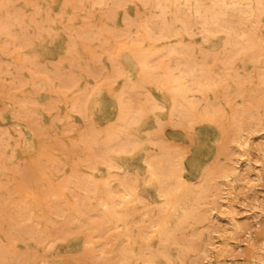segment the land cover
Wrapping results in <instances>:
<instances>
[{"label": "rangeland", "instance_id": "obj_1", "mask_svg": "<svg viewBox=\"0 0 264 264\" xmlns=\"http://www.w3.org/2000/svg\"><path fill=\"white\" fill-rule=\"evenodd\" d=\"M229 1L0 0V264H264V1Z\"/></svg>", "mask_w": 264, "mask_h": 264}, {"label": "bare ground", "instance_id": "obj_2", "mask_svg": "<svg viewBox=\"0 0 264 264\" xmlns=\"http://www.w3.org/2000/svg\"><path fill=\"white\" fill-rule=\"evenodd\" d=\"M222 1H223V0H222ZM230 1H231V0H230ZM230 1H229V2H230ZM257 1H258V0H256V2H257ZM262 1H264V0H262ZM217 2H218V0H217ZM256 2H255V3H256ZM258 2H260V1H258ZM258 2H257V3H258ZM105 3H106V2H105ZM230 3H231V2H230ZM232 3H233V2H232ZM263 3H264V2H263ZM218 4H219V3H218ZM220 4L223 5L224 3H221V2H220ZM243 4H244V3H243ZM245 4H246V3H245ZM182 5H183V4H182ZM230 5H231V4H230ZM247 5L249 6V4H247ZM250 5H251V3H250ZM255 5H256V4H255ZM257 5H258V7L260 6V4H257ZM257 5H256V6H257ZM213 6H214V5H213ZM231 6H233V5H231ZM231 6H230L229 8H231ZM234 6H235V5H234ZM256 6H255V7H256ZM223 7H224V6H223ZM236 7H237L238 9H240V5H239V6H236ZM227 8H228V7H227ZM229 8H228V9H229ZM232 8H233V9H232ZM232 8H231V9L234 10V12H235V9H236V8H234V7H232ZM243 8H247V7H245V6H244V7H241V9H243ZM259 8H260V7H259ZM189 9H190V8H189ZM231 9H230V10H231ZM263 9H264V8H263ZM230 10H229V11H230ZM232 10H231V11H232ZM236 10H237V9H236ZM255 10H256V8H255ZM194 11H195V10H194ZM223 11L226 12V10H223ZM237 11H238V10H237ZM241 11H243V10H241ZM241 11H240V12H241ZM247 11H248V9H247ZM249 11H250V10H249ZM257 11H258V10H257ZM203 12H204V11H203ZM212 12H213V11H212ZM214 12H215V11H214ZM252 12H253V11H252ZM252 12L250 11V13H251V14H249L250 16L252 15ZM263 12H264V11H263ZM228 13H229V12H228ZM228 13H227V14H228ZM230 13H231V12H230ZM232 13H233V11H232ZM246 13H247V12H246ZM259 13H260V12H259ZM197 14H198V13H197ZM215 14H217V13H215ZM234 14H235V13H234ZM238 14H239V12H238ZM159 15H160V14H159ZM239 15H241V14H239ZM250 16H249V17H250ZM174 17H175V16H174ZM202 17H204V16H202ZM214 17H215V16H214ZM251 17H252V16H251ZM259 17H260V16H259ZM259 17H258V18H259ZM161 18H162V16H161ZM161 18H160V19H161ZM215 18H216V17H215ZM178 19H179V18H178ZM178 19H177V20H178ZM161 20H162V19H161ZM175 20H176V18H175ZM200 20L202 21L201 18H200ZM255 20H256V19H255ZM169 21H170V20H169ZM180 21H181V20H180ZM209 21H210V20H209ZM211 21H212V20H211ZM256 21H257V20H256ZM257 22H258V21H257ZM161 23H162V22H161ZM223 23H224V22H223ZM254 23H256V22H254ZM169 24H170V23H169ZM259 24H260V23H259ZM162 25H163V24H162ZM182 25H184V24H182ZM201 25H202V24H201ZM204 25H205V24H204ZM178 26H179V25H178ZM217 27H218V26H217ZM7 28H8V27H7ZM154 28H155V27H154ZM181 28H182V27H181ZM201 28H202V26H201ZM227 28H228V27H227ZM184 29H186V28H184ZM217 29H218V28H217ZM254 29H255V28H253V30H254ZM179 30H180V29H179ZM201 30H202V29H201ZM220 30H221V29H220ZM227 30H228V29H225V31H227ZM146 31H147V30H146ZM148 31H149V30H148ZM163 31H164V33H165V30H163ZM163 31H162V33H163ZM166 31H167V30H166ZM186 31H187V30H186ZM204 31H205V30H204ZM214 31H215V30H214ZM214 31H213V32H214ZM254 31H255V30H254ZM7 32H8V31H7ZM149 32H150V31H149ZM149 32H148V33H149ZM172 32H173V31H172ZM206 33H209V32L207 31ZM226 33H227V35H231L230 32H229V34H228V32H226ZM150 34H151V33H150ZM165 34H166V33H165ZM210 34L212 35V33H210ZM1 35H2V34H1ZM155 35H156V34H155ZM227 35H225V37H226ZM5 36H6V35H5ZM153 36H154V35H152V37H153ZM159 36H160V35H159ZM159 36H158V37H159ZM161 36H162V34H161ZM166 36L168 37L169 35L166 34ZM10 37H11V36H10ZM158 37H157V38H158ZM232 37H233V36H232ZM241 37H243V36H241ZM241 37H240V38H241ZM161 38L164 39V37H161ZM161 38L159 37L160 40H161ZM226 38H227V37H226ZM235 38L237 39V37H235ZM235 38H234V39H235ZM240 38H239V39H240ZM13 39H14V38H13ZM153 39H154V38H153ZM208 39H209V38H208ZM228 39H229V36H228ZM234 39H232V40H234ZM247 39H248V38H247ZM100 40H101V39H100ZM164 40H165V39H164ZM164 40H163V41H164ZM230 40H231V38H230ZM240 40H241V39H240ZM245 40H246V39H245ZM153 41H154V40H153ZM137 42H139V41H137ZM225 42H227V41H225ZM229 42H230V41H229ZM247 42H249V41H247ZM247 42H245V43L247 44ZM262 43H263V42H262ZM248 44H249V43H248ZM260 44H261V43H260ZM263 44H264V43H263ZM164 47H165V46H164ZM249 48H250V47H249ZM241 50H244V49H241ZM171 52H172V51H171ZM171 52L168 53V54H171ZM173 52H174V51H173ZM141 53H143V52H141ZM141 53H138V54H141ZM163 53H164V52H163ZM165 53H167V52H165ZM165 53H164V54H165ZM143 54H144V53H143ZM176 54H177V53H176ZM72 55H73V54H72ZM161 55H162V54H161ZM174 55H175V54H174ZM174 55H173V56H174ZM23 56H24V55H23ZM141 56H142V55H141ZM163 58H164V57H163ZM157 59H158V58H157ZM161 59H162V57H161ZM151 60H152V59H151ZM171 60H172V59H171ZM152 61H153V60H152ZM160 61H161V60H160ZM153 62H155V61H153ZM156 62H157V61H156ZM208 62H209V61H208ZM167 63H168V62H167ZM152 64H154V63H152ZM171 64H172V63H171ZM220 64H221V63H220ZM173 66H174V65H173ZM154 68H156V67H154ZM22 69H23V68H22ZM170 69H171V68H170ZM182 69H183V68H182ZM184 69H186V68H184ZM184 69L182 70V73L186 71V70L184 71ZM155 70H156V69H155ZM175 70H177V69H175ZM263 71H264V70H263ZM186 72H187V71H186ZM192 72H193V70H192ZM192 72L190 71V73H192ZM194 72H195V71H194ZM194 72H193V73H194ZM188 73H189V72H188ZM184 74H185V73H184ZM187 75H188V74H187ZM190 75H192V74H190ZM120 76H122V75H120ZM120 76H119V77H120ZM192 76H193V75H192ZM192 76H190V77H192ZM194 76H195V75H194ZM175 77H176V76H175ZM175 77H174V78H175ZM183 77H184V76H183ZM185 78H186V77H185ZM192 78H193V77H192ZM192 78H191V80H192ZM159 79H160V78H159ZM180 79H181V78H180ZM183 79H184V78H183ZM193 79H194V78H193ZM127 81L129 82V80H127ZM127 81H126V82H127ZM188 81L190 82V79H188ZM221 81H222V80H221ZM17 82H18V81H17ZM60 83H61V82H60ZM166 83H167V82H166ZM173 83H175V82H173ZM139 84H140V83H139ZM186 85H188V84H186ZM189 85H190V84H189ZM191 85H192V84H191ZM193 87H194V86H193ZM155 88H156V87H155ZM174 88H175V87H174ZM178 88H180V89L182 90V92L184 91V93H186L187 91H189L188 88H190V86H188V87H184V85L180 82V80H178ZM191 89H192V87H191ZM193 89H194V88H193ZM206 90H207V89H206ZM206 90H205V91H206ZM191 91H192V90H191ZM194 91H195V90H194ZM91 92H93V91H91ZM174 92H175V91H174ZM189 93H190V92H189ZM193 93H194V92H193ZM190 94H192V93H190ZM195 94H196V91H195ZM172 96H174V95H172ZM226 96H227V95H226ZM191 99H192V98H191ZM187 100H188V99H187ZM187 100H186V101H187ZM189 101H190V100H188V102H189ZM191 101H192V100H191ZM118 102H119V101H118ZM122 102H123V101H122ZM230 102H231V101H230ZM150 103H151V102H150ZM189 103H190V102H189ZM195 103H196V102H195ZM226 103H227V102H226ZM176 105H177V104H176ZM187 105H188V104H187ZM187 105H186V106H187ZM150 106H153V105H150ZM150 106H149V107H150ZM155 106L157 107L158 105H155ZM155 106H154V107H155ZM177 106H178V105H177ZM177 106H176V107H177ZM186 106H185V107H186ZM158 107H159V106H158ZM158 107H157V108H158ZM178 107H179V109H180V106H178ZM178 107H177V108H178ZM192 107L195 108V106H193L192 103L189 104V105L187 106L186 112H187V111H191V109H193ZM206 107H207V106H206ZM209 107H210V106H209ZM151 109H153V108L151 107ZM215 109H216V108H215ZM145 110H146V109H145ZM176 110H177V109L175 108V111H176ZM125 111H126V110H125ZM125 111H124V113H125ZM146 111H147V110H146ZM149 111H150V108H149ZM151 111H153V110H151ZM151 111H150V113H151ZM170 111H171V110H170ZM175 111H173V113H176ZM178 111H179V110H178ZM203 111H204V110H203ZM207 111H208V110H206V112H205V111H204V112L207 113ZM126 112H127V111H126ZM180 112H181V113L183 112V114H184L185 111L181 108ZM186 112H185V114H186ZM208 112H209V111H208ZM178 113H179V112H178ZM209 113H212V111H210ZM214 113H215V112H214ZM214 113H213V114H214ZM129 114H130V113H129ZM142 114H143V112L141 111V115H142ZM191 114H192V113H191ZM130 115H132L131 118H130V120H131L132 117H133V115H134L133 112H132V114H130ZM130 115H129V116H130ZM135 115H136V113H135ZM138 115H139V113H138ZM171 115H172V114H171ZM187 115H188V114H187ZM189 115H190V114H189ZM189 115H188V116H189ZM192 115H193V114H192ZM210 115H211V114H210ZM214 115L216 116V114H214ZM168 116H170V113H169V115H167V118H168ZM178 116H179V115H177V117H178ZM180 116H181V115H180ZM180 116H179V117H180ZM203 116H204V115H203ZM219 116H220V115H219ZM136 117H138V116L136 115L135 118H136ZM139 117H140V115H139ZM139 117H138L137 119L144 118V117H140V118H139ZM175 117H176V116H175ZM192 117L194 118V116H192ZM205 117H206V116H205ZM133 118H134V117H133ZM173 118H174V117H173ZM189 118H190V116H189ZM210 118H211V116H210ZM212 118H213V117H212ZM212 118H211V119H212ZM127 119H128V118H127ZM176 119H177V118H176ZM183 119H184V118H183ZM185 119H186V115H185ZM198 119H199V118H198ZM211 119H210V121H211ZM222 119H223V118H222ZM222 119H221V120H222ZM243 119H244V118H243ZM133 120H135V119H132V120H131V121H132V122H131L132 124H133ZM154 120H155V119H154ZM180 120H181V119H180ZM180 120H179V121H180ZM187 120H188V119H187ZM189 120H190V119H189ZM193 120H194V119H193ZM199 120H201V119H199ZM212 120H213V119H212ZM221 120L219 119L220 122L218 121L220 124H221ZM115 121H116V120H115ZM120 121H121V120H120ZM126 121H127V120H126ZM136 121H137V120H136ZM136 121H135V122H136ZM174 121H176V120H174ZM179 121H178V123H180ZM190 121H192V119H191ZM196 121H197V120H196ZM225 121H226V119H225ZM135 122H134V124H135ZM137 122H138V121H137ZM154 122H155V121H154ZM157 122H159V121L157 120ZM182 122H183V121H182ZM192 122H193V121H192ZM192 122H191V123H192ZM194 122H195V121H194ZM200 122H201V121H200ZM235 122H236V121H235ZM121 123H122V121H121ZM128 123H129V122H128ZM128 123H126V124L123 123V124L126 126ZM139 123H140V122H139ZM173 123H174V122H173ZM207 123H208V122H207ZM233 123H234V120H233ZM119 124H120V123H119ZM132 124H130V125H132ZM160 124H161V122H160ZM214 124H215V123H214ZM220 124H219V125H220ZM225 124H226V122H225ZM227 124H228V122H227ZM115 125H117V124L115 123ZM157 125H158V124H157ZM122 126H123V125H120V127H122ZM134 126H136V125H134ZM134 126H133V127H134ZM221 126H222V124H221ZM221 126H219V127H221ZM229 126H230V125H229ZM229 126H228V127H229ZM231 126H232V125H231ZM115 127H116V126H115ZM130 127H131V126H130ZM219 127H218V128H219ZM117 128H118V127H117ZM124 128H125V127H124ZM126 128H127V126H126ZM131 128H132V127H131ZM127 129H128V128H127ZM129 129H130V128H129ZM118 130H119V129H118ZM120 130H122V129H120ZM120 130H119V131H120ZM163 130H164V129H163ZM40 131H41V130H40ZM123 131H124V130H123ZM120 132H121V131H120ZM127 132H129V130H128ZM157 132H158V131H157ZM116 133H118V132H116ZM124 133H125V132H124ZM124 133H123V134H124ZM148 133H149V132H148ZM121 134H122V133H120V135H121ZM145 134H146V132H145ZM150 134H151V133H150ZM155 134H156V133H155ZM118 135H119V134H118ZM148 135H149V134H148ZM226 135H227V134H226ZM121 137L124 138L123 135H122ZM130 137H131V136H130ZM130 137H129V138H130ZM145 137H146V136H145ZM147 137H148V136H147ZM241 137H242V136H241ZM35 138H37V137H35ZM104 138H105V137H104ZM149 138H150V137H149ZM149 138H147V139H149ZM126 139H128V138H126ZM132 139H133V138H132ZM132 139H131V140L129 139V141H132ZM150 139H152V138H150ZM190 139H191V138H190ZM239 139H241V138L239 137ZM106 140L108 141L107 138H106ZM117 140H118V139H117ZM122 140H123V139H122ZM91 141H92V140H91ZM124 141H125V140H124ZM126 141H127V140H126ZM129 141H127V142H129ZM147 141H149V140H147ZM152 141H153V140H152ZM152 141H151V142H152ZM238 141H239V140H238ZM116 142H117V141H116ZM118 142L120 143V142H122V141L119 140ZM138 142H141V141H138ZM145 142H146V141H145ZM153 142H154V141H153ZM241 142H244V143H245L246 141H241ZM122 143H124V142H122ZM129 143H130V142H129ZM113 144H114V143H113ZM136 144H137V142H136ZM138 144H139V143H138ZM144 144H145V143H144ZM147 144H149V143H147ZM147 144H146V146H150V145H151V143H150V145H147ZM245 144H247V143H245ZM116 145H117V144H116ZM120 145H121V144H120ZM122 145H123V144H122ZM129 145H130V144H129ZM132 145H133V144H131V146H130L131 148H133ZM241 145H243V144H241ZM109 146H110L109 148L112 147L111 144H110ZM117 146H118V145H117ZM124 146H126V144H125ZM133 146H134V145H133ZM153 146H154V145H153ZM153 146H152V148H153ZM177 146H178V145H177ZM246 146H247V145H246ZM113 147H114L113 149L116 148L114 145H113ZM134 147H135V146H134ZM141 147H142V146H141ZM118 148L121 149V150L124 149V148H122V146H121V147L119 146ZM136 148H138V147H136ZM136 148H135V149H136ZM241 148H246V147H245V146H244V147L241 146ZM106 149H108V148H106ZM106 149H105V150H106ZM113 149H112V151H113ZM119 149H118V150H119ZM125 149H126V148H125ZM133 149H134V148H133ZM160 149H161V147H160ZM160 149H158V150H159V151L164 150V149H161V150H160ZM118 150H117V151H118ZM106 151H108V150H106ZM127 151L130 152L129 149H128ZM139 151H141V150H139ZM108 152H111V151H108ZM114 152H115V151H114ZM144 152H146V151H144ZM149 152H150V151H149ZM149 152H147V153H149ZM104 153H106V152H104ZM115 153H117V152H115ZM121 153H122V154H121ZM123 153H124L123 151L120 152L121 155H123ZM147 153H146V154H147ZM161 153H162V151H161ZM161 153H160L159 155L164 156L163 153H162V154H161ZM169 153H170V152H169ZM101 154H102V153H101ZM110 154H111V153H110ZM110 154H109V155H110ZM150 154H151V153H150ZM103 155H105V154H103ZM107 155H108V154H107ZM107 155H106L105 158L108 157ZM117 155H119V154H117ZM117 155H116V156H117ZM127 155H128V154H127ZM148 155H149V154H148ZM148 155H145L144 157H146V156H148ZM152 155H153V154H152ZM168 155H169V154H168ZM150 156H151V155H150ZM154 156H155L154 158L156 159L157 155H154ZM174 156H175V155H174ZM176 156H177V154H176ZM177 157H178V156H177ZM102 158H104V157H102ZM91 159H92V158H91ZM91 159H90V160H91ZM95 159H96V158H95ZM146 159H147V157H146ZM146 159L144 158V160H146ZM150 159H151V157H150ZM90 160H89V162H91ZM102 160L104 161V159H102ZM107 160H108V159H107ZM144 160H143V162L145 163ZM153 160H154V159H153ZM158 160H159V158H158ZM163 160H164V158H163ZM93 161H94V158H93ZM95 161H96V160H95ZM99 161H100V158H99ZM99 161H98V162H99ZM148 161H149V160H148ZM151 161H152V160H151ZM151 161L148 162V167L145 166L147 169L150 170V174H151V176H148V178H149V177H151V178H152V177H154V178L156 177V178H158V180H160L161 184L164 183V182H165V179H166V176H168V175H166V171H165L166 169H165V167H164V168L162 167L164 164H163L162 166H160V167L157 165L159 168H156L155 165H154V163H152ZM156 161H157V160H156ZM164 161H166V159H165ZM167 161H168V160H167ZM172 161L174 162V160H172ZM172 161H171V162H172ZM86 162L88 163V161H86ZM108 162H109V161H107V163H108ZM146 162H147V160H146ZM179 162H180V161H179ZM92 163H93V162H92ZM96 163H97V162H96ZM101 163H102V162H101ZM109 163H110V162H109ZM156 163H157V162H156ZM156 163H155V164H156ZM160 163H162V162H160ZM160 163H158V164H160ZM163 163L166 164V163H168V162H163ZM88 164H89V163H88ZM110 164H111V163H110ZM110 164H109V165H110ZM172 164H173V163H172ZM235 164H236V163H235ZM94 165H95V164H94ZM160 165H161V164H160ZM89 166H90V167H89V169H90V168H91V165L89 164ZM92 166H93V165H92ZM101 166H103V164H101ZM106 166H107V164H106ZM165 166H167V164H166ZM176 166H178V165H176ZM86 167H87V166H86ZM93 167H94V166H93ZM93 167H92V168H93ZM114 167H115V166H114ZM180 167H181V166H180ZM180 167H179V168H180ZM107 168H108V167H107ZM111 168H113V167H111ZM118 168H119V167H118ZM172 168H173V166H172ZM181 168H182V167H181ZM87 169H88V168H87ZM103 169H104V168H103ZM116 169H117V168H116ZM116 169H113V170L116 171ZM120 169H121V168H120ZM120 169L117 170V172L120 173V171H121ZM177 169H178V168H177ZM90 170L94 171V170H95V167H94V170H93V169H90ZM108 170L110 171V168H109ZM180 170H181V169H180ZM235 170H237V169H235ZM147 171H148V170H147ZM147 171H146V172H147ZM171 171H172V170H171ZM174 171H175V170H174ZM174 171H173V172H174ZM178 171H179V170H178ZM183 171H184V170H183ZM94 172H95V171H94ZM107 172H108V171H107ZM173 172H172V174H173ZM181 172H182V171H181ZM147 173H148V172H147ZM226 173H227V172H226ZM237 173H238V172H237ZM150 174H149V175H150ZM172 174H171V175H172ZM178 174H179V172H178ZM235 174H236V172H235ZM80 175H81V174H80ZM225 175H226V174H225ZM225 175H224V177H225ZM178 176H179V178H180V175H178ZM229 176H230V175H229ZM129 177H130V176H129ZM169 177H170V175H169ZM230 177H231V176H230ZM141 178H142V177H141ZM151 178H150V179H151ZM172 178H173V177H172ZM172 178H171V179H172ZM176 178H178V177H176ZM179 178H178V179H179ZM116 179H117V178H116ZM146 179H147V178H146ZM174 179H175V178H174ZM178 179H177V180H178ZM180 179H181V178H180ZM226 179H227V178H226ZM90 180H91V179H90ZM90 180H89V181H90ZM110 180H112V178H110ZM117 180H118V179H117ZM122 180H123V179H122ZM133 180H134V179H132V181H133ZM166 180H167V179H166ZM177 180H176V181H177ZM230 180H231V179H230ZM134 181H135V180H134ZM147 181H148V180H147ZM151 181H152V180H151ZM83 182H84V181H83ZM129 182H130V181H129ZM141 182H142V180H141ZM20 183H21V182H20ZM89 183H90V182H89ZM91 183H93V182H91ZM115 183H116V182H115ZM123 183L125 184V182L122 181L121 184H123ZM132 183H134V182H132ZM150 183H151V182H150ZM150 183L147 182V185L150 186ZM152 183H153V182H152ZM152 183H151V184H152ZM157 183H158V182H157ZM165 183H166V182H165ZM169 183H171V181H170ZM103 184H104V183H103ZM112 184H113V183H112ZM112 184H111V183H110V184H104V185H105L104 187L106 188V185H107V188L109 189V188H111V187H110V186L108 187V185H112ZM117 184H118V183H117ZM142 184H143V183H142ZM145 184H146V182H145ZM159 184H160V183H159ZM172 184H174V182H173ZM183 184H185V183H183ZM199 184H200V183H199ZM201 184H202V183H201ZM91 185H92V184H91ZM119 185H120V184H119ZM119 185H118V186H119ZM143 185H144V184H143ZM168 185H171V184H168ZM176 185H177V184H176ZM180 185H181V184H180ZM180 185H179V186H180ZM194 185H195V184H194ZM89 186H90V185H89ZM102 186H103V185H102ZM118 186H117V188H119ZM124 186H125V185H124ZM124 186H123V187H124ZM144 186H145V185H144ZM195 186H196V185H195ZM201 186H202V185H201ZM120 187H122V186H120ZM159 187H160V185H159ZM171 187H172V186H171ZM180 187H182V186H180ZM205 187H206V186H205ZM107 188H106V189H107ZM127 188H128V187H127ZM127 188H124V189H127ZM175 188H176V187H175ZM187 188H188V187H187ZM201 188H202V187H201ZM90 189H91V188H90ZM94 189H95V188H94ZM106 189H105V192H108L109 190L106 191ZM157 189L159 190V188H157ZM199 189H200V188H199ZM92 190H93V189H92ZM92 190H90V191H92ZM122 190H123V189H122ZM128 190H129V189H128ZM130 190H132V189H130ZM179 190H180V189H179ZM181 190H182V189H181ZM231 190H232V189H231ZM135 191H136V190H135ZM170 191H171V190H168V189H165V188H161V189H160L161 196H162V197H165V198L170 197ZM186 191H187V193H188V189H187ZM111 192H112V191H111ZM114 192H115V191H114ZM127 192H128V191H127ZM174 192H175V191H174ZM202 192H204L203 189H202ZM202 192H200V193H202ZM205 192H207V191H205ZM112 193H113V192H112ZM118 193H119V192H118ZM130 193H131V192H130ZM130 193H128V194H130ZM171 193H172V191H171ZM180 193H181V192H180ZM29 194H30V193H29ZM95 194H96V193H95ZM95 194H94V195H95ZM107 194H108V193H107ZM113 194H114V193H113ZM116 194H117V193H116ZM120 194H121V193H120ZM128 194H126V195L128 196ZM156 194H157V193H156ZM156 194H155V195H156ZM185 194H186V192H185ZM193 194H194V193H193ZM198 194H199V193H198ZM205 194H208V193H205ZM90 195H91V194H90ZM171 195H172V194H171ZM186 195H187V194H186ZM189 195H190V193H189ZM189 195H188V196H189ZM191 195H192V194H191ZM196 195H197V193H196ZM92 196H93V195H92ZM108 196H109V195H107V198H109ZM110 196H112V195H110ZM116 196H117V195H116ZM123 196H124V195H123ZM123 196H122V197H123ZM176 196H177V195H176ZM183 196H184V195H183ZM192 196H193V195H192ZM88 197H89V196H88ZM117 197L119 198L120 195L117 196ZM124 197H125V196H124ZM129 197H130V196H129ZM156 197H158V196H156ZM190 197H191V196H190ZM85 198H87V197H85ZM115 198H116V197H115ZM125 198H127V197H125ZM170 198H173V199H174L173 196L170 197ZM170 198H168V199H170ZM182 198H186V197H182ZM199 198H201V197H198V200H199ZM205 198H206V197H205ZM33 199H34V198H33ZM51 199H52V198H51ZM91 199H92V198H91ZM91 199H90V201H91ZM191 199H192V198H191ZM196 199H197V198H196ZM207 199H208V198H207ZM34 200H35V199H34ZM110 200H111V199H110ZM113 200H114V199H113ZM124 200H129V199H121L119 203H123ZM136 200H137V199H136ZM164 200H165V199H164ZM166 200H167V199H166ZM171 200H172V199H171ZM180 200H182V199L180 198ZM184 200H185V199H183V202H184ZM186 200H187V199H186ZM201 200H202V198H201ZM203 200H206V199H203ZM35 201H36V200H35ZM78 201H79V200H78ZM84 201H85V199H84ZM87 201H88V199H87L85 202H87ZM106 201H107V200H106ZM115 201H118V200H115ZM131 201H132V199H131L129 202H131ZM191 201H192V200H191ZM193 201H194V200H193ZM85 202H83V203H85ZM88 202H89V201H88ZM109 202H110V201H109ZM129 202H128V204H129ZM139 202H143V200H142V201L139 200ZM144 202H145V201H144ZM162 202H163V200H162ZM173 202H174V201H173ZM177 202H178V201H177ZM181 202H182V201H181ZM196 202H197V201H196ZM201 202H202V201H201ZM34 203H35V202H34ZM83 203L81 202L82 205H83ZM98 203H99V201H98ZM98 203H97L96 205H98ZM100 203H101V200H100ZM105 203H106V202H105ZM115 203H116V202H115ZM115 203L113 202V204H115ZM136 203H137V202H136ZM168 203H169V201H168ZM171 203H172V202H171ZM175 203H176V202H174V204H175ZM36 204H37V203H36ZM36 204H35V205H36ZM85 204H86V203H85ZM87 204H89V203H87ZM102 204H103V203H101V204H99V205L101 206ZM117 204H118V203H117ZM123 204H124V203H123ZM126 204H127V203H126ZM126 204H124L123 206H125ZM172 204H173V203H172ZM194 204H195V203H194ZM202 204H204V203H202ZM25 205H26V204H25ZM99 205H98V206H99ZM109 205H111V203H110ZM132 205H133V203H132ZM137 205H138V204H137ZM163 205H164V204H163ZM176 205H177V204H176ZM22 206H23V205H21V207H22ZM30 206H31V205H30ZM100 206H99V207H100ZM102 206H103V205H102ZM114 206H116V205H114ZM123 206H121V207H123ZM128 206H129V205H128ZM174 206H175V205H174ZM187 206H188V205H187ZM200 206H201V204H200ZM228 206H229V205H228ZM88 207H89V206H88ZM105 207H106V206H105ZM112 207H113V205L110 206L109 208H112ZM172 207H173V206H172ZM190 207H191V206H190ZM223 207H224V206H223ZM231 207H232V206H231ZM36 208H37V205H36ZM75 208H76V206H75ZM83 208H85V207H83ZM117 208H118V207H117ZM117 208L115 207L114 209H117ZM125 208H126V206H125ZM164 208H165V206H164ZM167 208H168V207H167ZM175 208H176V207H175ZM175 208H174V210H175ZM178 208H180V207H178ZM187 208H188V207H187ZM194 208H195V207H194ZM228 208H230V207H228ZM18 209H19V208H18ZM85 209H86V208H85ZM87 209H88V208H87ZM114 209H113V210H114ZM180 209H181V208H180ZM183 209H184V208H183ZM189 209H190V208H189ZM198 209H199V208H198ZM98 210H99V209H98ZM102 210H103V209H102ZM111 210H112V209H111ZM118 210H119V209H118ZM123 210H124V208H123ZM176 210H178V212H179V209H176ZM196 210H197V209H196ZM196 210H195V211H196ZM85 211H86V210H85ZM88 211H90V209H88ZM105 211H106V210H105ZM109 211H110V210H109ZM114 211L116 212V210H114ZM114 211H113V212H114ZM135 211H136V210H135ZM163 211H164V210H163ZM74 212H75V211H74ZM78 212H80V211H78ZM78 212H77V213H78ZM86 212H87V211H86ZM102 212H103V211H102ZM107 212H108V211H107ZM130 212H131V211H130ZM130 212H129V213H130ZM136 212H137V211H136ZM136 212H135V213H136ZM154 212H155V211H154ZM169 212H170V211H169ZM190 212H191V211H190ZM229 212H230V211H229ZM90 213H91V212H90ZM92 213H93V212H92ZM94 213H95V212H94ZM94 213H93V214H94ZM111 213H112V212H111ZM111 213H110V214H111ZM116 213H117V212H116ZM118 213H119V212H118ZM131 213H133V215L135 216V213H134V212H131ZM131 213H130V214H131ZM139 213H140V212H139ZM159 213H160V212H159ZM179 213H180V212H179ZM181 213H182V211H181ZM186 213H188V212H186ZM194 213H195V212H194ZM196 213H197V212H196ZM73 214H74V213H73ZM107 214H109V213H107ZM107 214H106V215H107ZM136 214H137V213H136ZM147 214H150V213H147ZM170 214H171V212H170ZM191 214H192V213H191ZM191 214H190V216H191ZM87 215H88V213H87ZM89 215H90V214H89ZM97 215H98V214H97ZM97 215H95V216H97ZM104 215H105V214H104ZM137 215H138V214H137ZM159 215H161V214H159ZM159 215H158V216H159ZM162 215H163V212H162ZM171 215H173V214H171ZM181 215H182V214H181ZM186 215H187V214H186ZM194 215H195V214H193V216H194ZM75 216L78 217V216H80V215L78 214V216H77V214H75ZM99 216H100V215H99ZM112 216H113L112 219L114 218V216H115V218H116V215H113V214H112ZM119 216H120V215H119ZM122 216H125V215H122ZM148 216H149V215H148ZM148 216H147V217H148ZM175 216H176V215H175ZM196 216H197V215H196ZM81 217H82V216H81ZM109 217H111V216H109ZM117 217H118V216H117ZM144 217H146L145 214H144ZM144 217H143V218H144ZM159 217H160V216H159ZM166 217H167V216H166ZM176 217H177V216H176ZM183 217H184V216H183ZM185 217H187V216H185ZM191 217H192V216H191ZM79 218H80V217H79ZM88 218H89V217H88ZM91 218H92V216H91ZM97 218H98V217H97ZM97 218H95V219H97ZM100 218H101V217H100ZM107 218H108V217H107ZM143 218H140L139 220L142 221ZM154 218H156V217H154ZM188 218H189V217H187V219H188ZM193 218H194V217H193ZM199 218H200V217H199ZM73 219H74V218H73ZM82 219H84V217H82ZM82 219H81V220H82ZM89 219H90V218H89ZM89 219H88V222H90ZM144 219H145V218H144ZM152 219H153V218H152ZM162 219H163V218H162ZM162 219H161V220H162ZM182 219H183V218H182ZM189 219H192V218H189ZM194 219H195V218H194ZM71 220H72V219H71ZM85 220H86V219H85ZM97 220H98V219H97ZM97 220H96V223H97ZM107 220H108V219H107ZM113 220H115V219H113ZM121 220H123V219H120V222H121ZM178 220H179V219H178ZM197 220H198V219H197ZM197 220H196V221H197ZM86 221H87V220H86ZM94 221H95V220H94ZM102 221H103V220H102ZM155 221H156V220H155ZM184 221H185V220H184ZM187 221H188V220H187ZM199 221H200V220H199ZM199 221H198V222H199ZM233 221H234V220H233ZM91 222H92V221H91ZM125 222H126V220H125ZM125 222H123V223H125ZM146 222H147V221H146ZM160 222H161V221H160ZM162 222H163V221H162ZM162 222H161V223H162ZM166 222H168V221H166ZM192 222H193V221H192ZM81 223H82V222H81ZM96 223H94V224L97 226ZM107 223H108V222H107ZM141 223H142V222H141ZM156 223H157V224H160V223H158L157 221H156ZM183 223H184V222H183ZM193 223H194V222H193ZM232 223H234V222H232ZM79 224H80V223H79ZM86 224H87V223H86ZM94 224H93V225H94ZM101 224H102V223H101ZM101 224H100V225H101ZM118 224H119V221H118ZM154 224H155V223H154ZM162 224H163V223H162ZM168 224H169V223H168ZM171 224H172V222H171ZM82 225H83V224H81V228L83 227ZM84 225H85V224H84ZM89 225H90V224H89ZM107 225H108V224H107ZM113 225H114V224H113ZM121 225H122V224H121ZM138 225H140V223H139ZM149 225H151V224H149ZM165 225H166V224H165ZM174 225H176V224H174ZM90 226H91V225H90ZM102 226H103V225H102ZM122 226H125V225H122ZM133 226H134V225H133ZM133 226H132V227H133ZM168 226H169V225H168ZM84 227H85V226H84ZM84 227H83V228H84ZM87 227H88V226H87ZM93 227H94V226H93ZM97 227H98V226H97ZM119 227H121V226H119ZM128 227H130V226L128 225ZM134 227H135V226H134ZM134 227H133V228H134ZM151 227H152V226H151ZM155 227H156V226H155ZM165 227H166V226H165ZM81 228H80V229H81ZM98 228H99L98 230L101 231V229H100L101 227H98ZM124 228H127V227H123V229H124ZM157 228H158V226H157ZM167 228H169V227H166L165 230H166ZM236 228H237V227H236ZM86 229H87V228H86ZM95 229H96V228H95ZM95 229H94V230H95ZM103 229H105V228H103ZM113 229H114V228H113ZM123 229H122V230H123ZM140 229H141V228H140ZM158 229H159V228H158ZM237 229H238V228H237ZM77 230H78V229H77ZM88 230H89V229H88ZM98 230H95V231L98 232ZM110 230H111V229H110ZM117 230H118V228H117ZM120 230H121V229H120ZM161 230H164V229H161ZM169 230H170V229H169ZM178 230H179V229H178ZM233 230H234V229H233ZM80 231H81V230H80ZM103 231H104V230H103ZM111 231H113V230H111ZM131 231H132V230H131ZM134 231H135V230H134ZM145 231H147V229H145ZM145 231H144V233H145ZM155 231H156V230H155ZM167 231H168V230H167ZM175 231H176V229H175ZM104 232H105V231H104ZM120 232H121V231H120ZM128 232H129V231H128ZM137 232H138V231H137ZM150 232H151V231H150ZM152 232H153V231H152ZM156 232H157V231H156ZM156 232H155V233H156ZM160 232H162V231H160ZM78 233H79V232H78ZM86 233H87V232H86ZM93 233L95 234V232H93ZM99 233H100V232H99ZM99 233H97V234H99ZM122 233H123V231H122ZM122 233H121V234H122ZM135 233H136V232H135ZM148 233H149V232H148ZM163 233H164V232H163ZM167 233H168V232H167ZM170 233H171V236H172V232H170ZM102 234H103V233H102ZM102 234H99V235L103 236L104 234H103V235H102ZM105 234L107 235V233H105ZM111 234L113 235V233H111ZM123 234L126 235V233H123ZM130 234H131V233H130ZM136 234H138V233H136ZM136 234H135V235H136ZM145 234H146V233H145ZM173 234H175V233H174V229H173ZM124 235H123V237H124ZM128 235H129V234H128ZM128 235H127V236H128ZM135 235H134V236H135ZM146 235H147V234H146ZM154 235H155V234H154ZM161 235H162V234H161ZM161 235H160V236H161ZM92 236H93V235H92ZM121 236H122V235H121ZM127 236H125V237H127ZM132 236H133V235H132ZM137 236H140V235H137ZM137 236H136V237H137ZM151 236H152V235H151ZM151 236H150V237H151ZM169 236H170V235H169ZM171 236H170V237H171ZM93 237H94V236H93ZM95 237H96V236H95ZM114 237H115V236H114ZM128 237H129V236H128ZM136 237H135V238H136ZM148 237H149V235H148ZM165 237H168V236H165ZM165 237H164V238H165ZM170 237H168V238H170ZM181 237H182V236H181ZM218 237H219V236H218ZM130 238H131V237H130ZM130 238H128V239H130ZM161 238H162V237H161ZM168 238H167L166 240H168ZM173 238L176 239V237H173ZM93 239H94V238H93ZM97 239H99V238L97 237ZM131 239H132V238H131ZM146 239H148V238H146ZM159 239H160V238H159ZM174 239H173V240H174ZM95 240H96V238H95ZM113 240H114V239H113ZM141 240H142V239H141ZM141 240H138V241L141 242ZM161 240H162V239H160L159 242H161ZM91 241H92V239H91ZM130 241H131V240H130ZM130 241H129V242H130ZM157 241H158V240H157ZM168 241L170 242V240H168ZM175 241H178V240H175ZM175 241H174V242H175ZM88 242L90 243V241H88ZM117 242H118V241H117ZM140 242H139V243H140ZM198 242H199V241H198ZM83 243H85V242H83ZM122 243H123V242H121V244H122ZM142 243H146V242H142ZM91 244H92V242H91ZM105 244H106V243H105ZM107 244H108V243H107ZM107 244H106V245H107ZM115 244H116V243H115ZM118 244H119V243H118ZM131 244H132V241H131ZM161 244H162V243H161ZM168 244H169V243H168ZM178 244L181 245V243H179V242H178ZM84 245H85V244H84ZM87 245H90V244H87ZM93 245H94V242H93ZM98 245H99V244H98ZM106 245H104V246H106ZM134 245H136V244H133V246H134ZM144 245H145V244H144ZM144 245H143L142 247L145 248ZM158 245H160V244H158ZM163 245H164V244H163ZM169 245H170V244H169ZM169 245H168V246H169ZM175 245H177V244H175ZM122 246H123V245H122ZM124 246H125V245H124ZM178 246H179V245H178ZM183 246H184V245H183ZM88 247H89V246H88ZM131 247H132V246H131ZM139 247H141V246H139ZM142 247H141V248H142ZM165 247H166V245H165ZM169 247H170V246H169ZM175 247H176V246H175ZM175 247L173 246L172 248H175ZM85 248L88 249L87 247H85ZM94 248H95V247H94ZM113 248H114V247H113ZM115 248H116V247H115ZM124 248H125V247H124ZM128 248H129V247H128ZM151 248H152V247H151ZM151 248L149 247V249H151ZM156 248H157V247H155V249H156ZM158 248H159V247H158ZM160 248H161V247H160ZM172 248H171V249H172ZM122 249H123V248H122ZM132 249H133V248H132ZM132 249H131V250H132ZM136 249H137V248H136ZM145 249H147V247H146ZM179 249H182V248L179 246ZM89 250H90V249H89ZM95 250H96V249H95ZM98 250H99V249H98ZM113 250H114V249H113ZM113 250H111V251H113ZM117 250H118V249H117ZM119 250H120V249H119ZM128 250H129V249H128ZM157 250H158V249H157ZM157 250H156V251H157ZM169 250H170V249H169ZM175 250H176V249H175ZM87 251H88V250H87ZM144 251H145V250H144ZM147 251H148V250H147ZM150 251H152V250H150ZM156 251H155V252H156ZM161 251H162V250H161ZM163 251H164V250H163ZM92 252H93V251H92ZM113 252H114V251H113ZM125 252H126V251H125ZM180 252H181V251H180ZM114 253H115V252H114ZM114 253H113V254H114ZM116 253H118V252H116ZM153 253H154V252H153ZM153 253H152V254H153ZM157 253H158V252H156V255H157ZM162 253H163V252H162ZM182 253H183V252H182ZM182 253H181V254H182ZM104 254H105V253H104ZM134 254H135V253H134ZM139 254H140V253H139ZM139 254H138V256H140ZM146 254H147V253H146ZM160 254H161V253H158L159 256H160ZM176 254H177V253H176ZM115 255H116V254H115ZM120 255H121V254H120ZM120 255H119V256H120ZM162 255H163V254H162ZM166 255H167V254H166ZM179 255H180V254H179ZM121 256H122V255H121ZM121 256H120V257H121ZM134 256H135V255H134ZM8 257H9V256H8ZM85 257H86V256H85ZM116 257H118V254H117ZM153 257H154V256H152L151 254H150V255H149V254H148V255H141V256H140V259H141V261H142V264H156V263L154 262ZM165 257H166V256H165ZM167 257H168V256H167ZM169 257H170V256H169ZM114 258H115V256H114ZM124 258H125V256H124ZM126 258H127V257H126ZM154 258H155V257H154ZM112 259H113V258H112ZM117 259H118V258H117ZM170 259H171V258H169V261H170ZM131 260H132V259H131ZM171 260H172V259H171ZM156 261H157V260H156ZM135 262H136V261H135ZM157 262H158V261H157ZM161 262H162V261H161ZM163 263H164V262H163ZM139 264H140V263H139ZM209 264H210V263H209Z\"/></svg>", "mask_w": 264, "mask_h": 264}]
</instances>
